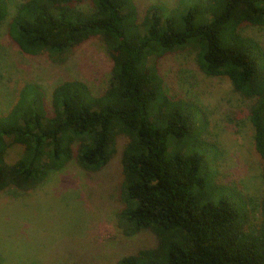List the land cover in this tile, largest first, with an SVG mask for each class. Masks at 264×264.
I'll list each match as a JSON object with an SVG mask.
<instances>
[{"label": "trees", "instance_id": "1", "mask_svg": "<svg viewBox=\"0 0 264 264\" xmlns=\"http://www.w3.org/2000/svg\"><path fill=\"white\" fill-rule=\"evenodd\" d=\"M83 1L87 9L79 7ZM9 4L0 0V24ZM245 25L264 27V0H183L171 10L153 4L140 22L133 0L18 4L8 35L22 53L62 62L98 37L112 61L111 79L100 96L83 81L61 82L49 104L39 86H22L12 108L0 115V193L33 190L72 160L98 172L123 136L118 226L126 237L150 231L157 241L115 264H264V197L260 221L251 228L245 197L218 186L209 171L196 127L200 109L170 99L149 65L150 59L192 48L205 75L227 79L250 101L264 182V47L242 33ZM194 137L201 154L185 152ZM9 140L23 148L12 164L6 161Z\"/></svg>", "mask_w": 264, "mask_h": 264}, {"label": "rangeland", "instance_id": "2", "mask_svg": "<svg viewBox=\"0 0 264 264\" xmlns=\"http://www.w3.org/2000/svg\"><path fill=\"white\" fill-rule=\"evenodd\" d=\"M9 1V14L0 24V115L12 108L25 84L39 86L47 104L53 88L69 80L85 82L95 96L104 93L112 61L98 37L72 50L62 62L46 54L26 55L8 35L16 7L25 0ZM133 1L140 22L150 5L171 10L183 0ZM79 7L87 9V1ZM242 33L264 47V27L245 25ZM149 65L155 66L170 99L191 102L200 109L196 127L213 180L245 197L250 227H257L264 182L248 119L250 101L235 93L227 79L205 75L192 48L150 59ZM197 138L187 142L186 153L201 154ZM126 142L119 137L116 154L98 172H87L72 160L33 190L0 193V264H115L124 256L154 247L157 240L150 231L126 237L118 226L117 215L124 207L120 156ZM8 143L6 161L12 164L23 148ZM222 193L230 196V192Z\"/></svg>", "mask_w": 264, "mask_h": 264}]
</instances>
